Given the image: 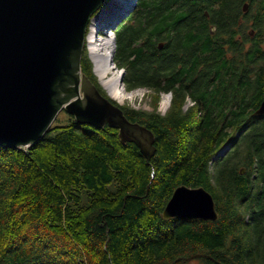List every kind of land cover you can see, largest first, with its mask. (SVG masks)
Here are the masks:
<instances>
[{"label":"trees","instance_id":"obj_1","mask_svg":"<svg viewBox=\"0 0 264 264\" xmlns=\"http://www.w3.org/2000/svg\"><path fill=\"white\" fill-rule=\"evenodd\" d=\"M132 20L145 24L115 31L114 62L127 91L149 88L152 109L109 97L86 47L81 71L154 133L155 153L147 160L116 128L65 110L70 120L31 146L0 145V264H264V114H253L264 97V0H137L122 22ZM170 55L190 60L188 91L197 104L222 99L221 115H179L185 91L176 114L157 111ZM180 184L207 189L218 218H162Z\"/></svg>","mask_w":264,"mask_h":264},{"label":"water","instance_id":"obj_2","mask_svg":"<svg viewBox=\"0 0 264 264\" xmlns=\"http://www.w3.org/2000/svg\"><path fill=\"white\" fill-rule=\"evenodd\" d=\"M107 2L0 0V145L31 146L57 114L65 110L78 123L116 128L120 141L135 143L147 160L155 153L154 133L146 125L129 120L122 108L104 96L81 71V57L87 46L86 28ZM247 5L244 3L243 10ZM136 6L137 0L130 10H125ZM87 52L92 70L104 88L90 51ZM124 76L121 71V84ZM253 114H264V97ZM160 216L216 220L218 213L207 189L180 184L172 191Z\"/></svg>","mask_w":264,"mask_h":264},{"label":"bare ground","instance_id":"obj_3","mask_svg":"<svg viewBox=\"0 0 264 264\" xmlns=\"http://www.w3.org/2000/svg\"><path fill=\"white\" fill-rule=\"evenodd\" d=\"M135 1L136 0H108V2L93 16V21H95L96 26L99 27V30L96 28L98 33H94V38L92 35L88 38L90 56L95 62V71L100 80H102V84L109 92L110 96L114 99L117 98L119 102L125 97V91L120 81L121 70L113 66L115 41L112 34L116 28L117 22H113V20L118 13L124 12L125 8L129 10ZM103 28L105 29L103 31L105 32L104 34L108 33V35L96 38L101 32L100 29ZM91 34H93V32Z\"/></svg>","mask_w":264,"mask_h":264},{"label":"flooded vegetation","instance_id":"obj_4","mask_svg":"<svg viewBox=\"0 0 264 264\" xmlns=\"http://www.w3.org/2000/svg\"><path fill=\"white\" fill-rule=\"evenodd\" d=\"M137 7V6H136ZM135 7V8H136ZM134 8V9H135ZM133 10L130 12L132 13ZM129 13V15H130ZM119 24H116L118 26L117 29L119 28H124L128 26H142L145 23L144 22H136L134 20L132 21H123ZM180 23H175V22H169L168 26H176L179 25ZM115 30V31H116ZM173 32V31H170ZM161 45V46H160ZM164 45L163 40H157V47L162 48ZM88 50L86 46V51ZM88 55V52H87ZM170 114H176L177 107L174 106V94L175 93H181L179 94V97L182 95V92L185 91L186 94L184 96V102L182 103V110L179 111V115H192L195 119H202L204 120L207 117V114H210L217 117L218 115L222 114V108H223V102L222 99L211 103L209 102V99L212 97V94L205 95L203 97L202 101L197 104V102L193 99L190 91V78H189V71H190V60L188 58H181V59H176L174 56L170 55ZM83 72V71H82ZM84 73V72H83ZM126 75V74H125ZM211 80H220V77H212ZM131 84H136L137 87H143L146 90H149V88L145 84H138V83H131ZM126 85H130L129 82H124V87ZM212 86L210 85L209 88ZM126 89V88H125ZM216 90L220 91L221 90V85H217ZM217 97L222 98L221 94H216ZM214 97V96H213ZM189 103H188V102ZM188 103V104H187ZM209 104V105H208ZM168 105V107H169ZM230 106L227 103V107ZM166 111V110H165ZM164 111V112H165ZM220 118H217L219 120Z\"/></svg>","mask_w":264,"mask_h":264},{"label":"rangeland","instance_id":"obj_5","mask_svg":"<svg viewBox=\"0 0 264 264\" xmlns=\"http://www.w3.org/2000/svg\"><path fill=\"white\" fill-rule=\"evenodd\" d=\"M123 1H125V0H123ZM126 4V3H125ZM133 6V5H132ZM132 8V7H131ZM130 8V9H131ZM129 9V10H130ZM132 10H134V9H132ZM131 10V11H132ZM131 11H127V10H125L124 12H121V13H118V15L114 18V20H113V22H116V24H120L122 21L121 20H119V17L121 18V16H124V13H126V16L131 12ZM123 19V18H122ZM96 28L98 29L99 27L98 26H96V22L95 21H93V18L90 20V23L88 24V27H87V47H88V50L90 51V49H89V36H93V38H94V33H98L97 32V30H96ZM112 28V27H111ZM116 28H118L117 26H116ZM116 28L114 29V32H113V34H112V37L114 38V41H115V30H116ZM99 30V29H98ZM105 29L103 28V29H100V33L98 34V36H96V38L98 37H105V36H107L108 35V33L107 34H104L105 32H103ZM93 32V34H91ZM116 43V42H115ZM115 43H114V47H115ZM115 51V50H114ZM89 57V56H88ZM121 71L123 70V69H121V68H119ZM121 86H123V88H124V91H125V97H123L122 99H121V101H120V104H128L130 107H132V108H135V109H140V110H142V109H144V110H151L152 109V106L150 105V103H149V98H150V95H149V93H148V91L145 89V88H143V87H137V88H134V89H132L131 91H126V89H125V87H124V83L121 85ZM161 99H162V96H160V100H159V102L161 101ZM115 100H117V98H115ZM118 102H119V100H118ZM188 102V101H187ZM189 103V102H188ZM187 103V104H188ZM167 108H168V106H167ZM166 108V109H167ZM157 111L158 112H160V113H164V111H163V109H162V106L160 105V103H158V105H157ZM70 119H69V115L66 113V112H64V111H60L58 114H57V116H56V118L54 119V123H60V124H63V123H66V122H68ZM217 156H218V154H217ZM218 157H213L212 158V160H213V162L217 159ZM211 168H212V166H213V163H211Z\"/></svg>","mask_w":264,"mask_h":264},{"label":"built area","instance_id":"obj_6","mask_svg":"<svg viewBox=\"0 0 264 264\" xmlns=\"http://www.w3.org/2000/svg\"><path fill=\"white\" fill-rule=\"evenodd\" d=\"M161 96H162V99L159 103L162 106L163 111H165L170 101V93L164 92L161 94Z\"/></svg>","mask_w":264,"mask_h":264},{"label":"clouds","instance_id":"obj_7","mask_svg":"<svg viewBox=\"0 0 264 264\" xmlns=\"http://www.w3.org/2000/svg\"><path fill=\"white\" fill-rule=\"evenodd\" d=\"M125 17H126V15H125ZM125 17H123V19H125ZM123 19H122V20H123ZM114 64H115V62H114ZM116 68H117V66H116ZM168 93H169V92H168ZM169 102H170V101H169Z\"/></svg>","mask_w":264,"mask_h":264}]
</instances>
